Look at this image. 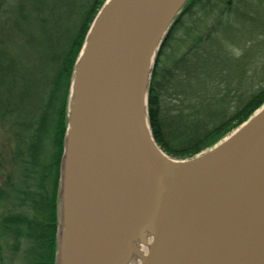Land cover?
<instances>
[{"label": "water", "instance_id": "water-1", "mask_svg": "<svg viewBox=\"0 0 264 264\" xmlns=\"http://www.w3.org/2000/svg\"><path fill=\"white\" fill-rule=\"evenodd\" d=\"M105 0L71 77L55 264H264V104L222 140L177 160L155 143L147 93L189 0ZM127 256V257H128Z\"/></svg>", "mask_w": 264, "mask_h": 264}, {"label": "trees", "instance_id": "trees-1", "mask_svg": "<svg viewBox=\"0 0 264 264\" xmlns=\"http://www.w3.org/2000/svg\"><path fill=\"white\" fill-rule=\"evenodd\" d=\"M19 1L0 0V125L11 139L9 162L13 170L6 185L0 187V264H14L15 260L21 264H55L60 166L71 77L87 31L105 0H92L75 12L69 9L63 27L58 25L63 13L58 11V0ZM218 1L189 0L163 45L187 17L211 12ZM224 2V29L231 32V14H240L246 3ZM221 28L215 29L220 32ZM216 39L206 40L202 54H194V62L186 66L187 75L173 84L178 98L184 97L182 106L195 109L192 113L174 110L175 116L165 122L162 86L152 71L148 124L158 147L177 160L211 148L264 104V85L236 104L228 93L220 94L216 82L231 60L225 40ZM34 79L40 82L39 92H35ZM200 106L211 110L206 119L196 116Z\"/></svg>", "mask_w": 264, "mask_h": 264}, {"label": "rangeland", "instance_id": "rangeland-1", "mask_svg": "<svg viewBox=\"0 0 264 264\" xmlns=\"http://www.w3.org/2000/svg\"><path fill=\"white\" fill-rule=\"evenodd\" d=\"M21 1L25 4L27 0L19 2ZM224 1L219 0L211 12L202 13L198 17L196 15L192 19L187 17L178 29L170 34V38L159 51L153 70L156 71L157 82L162 86L160 90L161 111L166 123L175 116L174 110L183 109L187 115L195 110L186 105L182 106L181 101L184 97L178 98L173 84L178 78L187 75L186 66L194 62V54H202V49L206 47V44L208 45L206 40L214 38H217L215 42L225 40V50L231 60L228 68L223 70L225 73L216 82L220 94L228 93L231 101L236 104L264 85V0H244L246 5L243 10H240L242 14L235 12L231 14L230 23L234 25L231 32L229 28L224 29L227 24V16L226 13L224 14L227 8ZM91 2L92 0H58V11H63L60 13L59 27H63L67 11L75 12L79 6H85ZM218 26L223 27L220 32H218L219 29L217 31L215 29ZM229 76L234 77L233 80H229ZM33 84L35 92H39L40 82L34 79ZM34 98L32 96L35 106L37 102ZM190 102L191 104L196 103L195 101ZM187 104L189 106V103ZM205 107L197 108L198 119H206L211 113V110ZM10 149L11 139L0 125V187L6 185L13 175L9 162ZM19 261L15 260L14 264H21Z\"/></svg>", "mask_w": 264, "mask_h": 264}, {"label": "bare ground", "instance_id": "bare-ground-1", "mask_svg": "<svg viewBox=\"0 0 264 264\" xmlns=\"http://www.w3.org/2000/svg\"><path fill=\"white\" fill-rule=\"evenodd\" d=\"M182 2V0H178L175 2H172L171 7L173 10H176L180 3ZM153 238L152 237H148V235H139L138 237H136L130 247V254L129 256L125 257L124 261L122 264H141L142 259L145 258L150 250L151 244H152Z\"/></svg>", "mask_w": 264, "mask_h": 264}]
</instances>
